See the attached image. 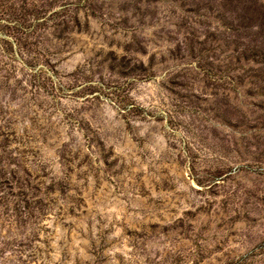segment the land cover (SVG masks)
Returning <instances> with one entry per match:
<instances>
[{
  "label": "rangeland",
  "instance_id": "1",
  "mask_svg": "<svg viewBox=\"0 0 264 264\" xmlns=\"http://www.w3.org/2000/svg\"><path fill=\"white\" fill-rule=\"evenodd\" d=\"M0 264H264V0H0Z\"/></svg>",
  "mask_w": 264,
  "mask_h": 264
}]
</instances>
